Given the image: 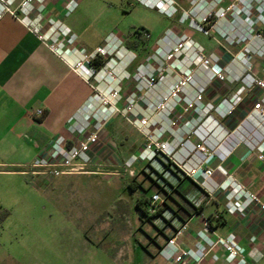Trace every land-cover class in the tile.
Here are the masks:
<instances>
[{"label":"built area","instance_id":"2783aa9c","mask_svg":"<svg viewBox=\"0 0 264 264\" xmlns=\"http://www.w3.org/2000/svg\"><path fill=\"white\" fill-rule=\"evenodd\" d=\"M48 1L0 0V20L9 15L19 21L82 77L93 95L68 120L67 136H58L23 174H89L98 160L94 149L112 148L108 127L121 117L143 140L121 171L133 176L140 162L159 160L208 198L222 194L228 215L245 219L256 209L264 221L262 198L210 165L214 158L224 163L242 145L264 165V0H188V6L175 0H132L215 43L208 50L192 32L168 30L141 64L127 40L115 33L92 51L79 46L71 29L48 15ZM80 1L64 0L63 17H70ZM143 37L152 39L148 31ZM163 202L154 194L149 215H156ZM197 218L203 228L193 232ZM160 256L166 264H202L207 258L214 264H248L237 236L216 233L203 213L176 227Z\"/></svg>","mask_w":264,"mask_h":264},{"label":"rangeland","instance_id":"374dc122","mask_svg":"<svg viewBox=\"0 0 264 264\" xmlns=\"http://www.w3.org/2000/svg\"><path fill=\"white\" fill-rule=\"evenodd\" d=\"M175 1L188 6V0ZM70 24L77 44L89 47L110 33L139 41L136 32H150L146 49L136 52L139 64L168 30L192 32L208 50L215 47L203 34L180 27L175 20L132 0H81ZM128 87L126 92H130ZM126 128L136 139L135 145L141 146L140 135ZM135 150L137 146L125 151L124 157ZM153 168L157 173L147 164L135 166L133 176L119 170L109 176L47 174L33 178L6 173L12 169L0 167V264H165L160 251L178 226L171 210L178 209L177 202L184 203L173 189L188 197L196 190L191 182H180L170 174L163 162L154 161ZM132 181L146 191L149 201L154 194L161 195L164 202L154 217H143L136 208V195L127 189ZM214 205L211 201L208 214ZM5 212L8 215L1 219ZM220 230L218 234L223 235L224 228Z\"/></svg>","mask_w":264,"mask_h":264},{"label":"crops","instance_id":"0c3cea01","mask_svg":"<svg viewBox=\"0 0 264 264\" xmlns=\"http://www.w3.org/2000/svg\"><path fill=\"white\" fill-rule=\"evenodd\" d=\"M180 1L183 3V0ZM63 4L64 0H49L46 3L48 15L61 20L76 36L75 29L70 24L72 15L68 18L62 15ZM104 40H100L94 47L83 46L79 42L78 45L92 51L102 45ZM92 95L89 84L19 21L9 15L0 20V167L12 169L4 172L38 178L36 176L39 175H26L23 171L49 149L58 136H67L68 120L83 108ZM39 109L44 110L43 116L37 115ZM127 125L134 131V135H139L125 120L115 118L108 127L112 148L104 144L95 148L94 154L98 160L89 166L90 173L84 176L116 173L122 170L130 155L141 149L142 145H135L136 139L128 132ZM192 141L196 143V139ZM136 146L137 150L125 158L124 152ZM140 165L147 163L140 162L137 166ZM210 165L220 166L264 201V165L246 146L238 147L224 163L220 164L214 158ZM167 171L180 182H191L190 186L196 192L191 197H186L196 205L204 204L202 213L206 217L220 215L223 218L224 224L217 226L214 231L218 233L223 227V235L234 233L246 249L248 264H264V221L256 209L245 219L228 215L222 194H217L212 199L206 198L193 181L181 177L171 169ZM211 201L215 205L212 213L208 214L206 211ZM190 217L187 216V220ZM175 219L178 226L183 223L176 216ZM201 228L203 223L197 218L191 231ZM254 236L257 239L253 243L251 240ZM207 264L214 263L208 258ZM216 264L225 263L221 261Z\"/></svg>","mask_w":264,"mask_h":264},{"label":"trees","instance_id":"16d2710c","mask_svg":"<svg viewBox=\"0 0 264 264\" xmlns=\"http://www.w3.org/2000/svg\"><path fill=\"white\" fill-rule=\"evenodd\" d=\"M136 34L138 36H140V40L139 41H135V40L128 39L127 47L132 49V50H134V51H136V52H138L140 50L143 51V50L146 49L148 41H146L144 39L143 33H140L138 31V32H136ZM163 164L165 165L166 170H170L169 165L165 164L164 162H163ZM148 165H149V167L151 169H153V171L155 173H157V171L152 167L151 164H148ZM161 179L164 180L165 182L168 181V179H165L163 177H161ZM158 186L161 187L160 184ZM171 186L174 188V185L171 184ZM127 189H129L134 195H136L135 196V198H136V200H135L136 208L139 210L141 215L143 217H147V218L154 217L155 215L151 216L148 213V206L150 204V201L146 199V191L144 189H142V187L140 185H137L134 181L129 182L127 184ZM140 190H143L144 192L141 193ZM173 190L184 200V203L177 202L178 209L176 211L171 210L172 213L177 218H179L182 222H186L187 221V216H193L196 213H202V211L204 210V204H201L200 206H197L196 204L192 203L178 188H174ZM6 215H8V212H5L3 214V216L1 217V219H4L6 217ZM222 219L223 218L220 217V215H218V218H216L213 215L210 216L208 218V220H209L211 228L215 229L217 226H220V225L224 224V221Z\"/></svg>","mask_w":264,"mask_h":264}]
</instances>
